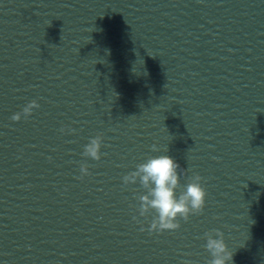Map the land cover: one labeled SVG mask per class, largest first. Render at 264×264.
Segmentation results:
<instances>
[{"label": "water", "instance_id": "water-1", "mask_svg": "<svg viewBox=\"0 0 264 264\" xmlns=\"http://www.w3.org/2000/svg\"><path fill=\"white\" fill-rule=\"evenodd\" d=\"M159 155L206 197L150 234L122 178ZM213 230L227 264H264L262 123L124 0H0V264H209Z\"/></svg>", "mask_w": 264, "mask_h": 264}, {"label": "clouds", "instance_id": "clouds-1", "mask_svg": "<svg viewBox=\"0 0 264 264\" xmlns=\"http://www.w3.org/2000/svg\"><path fill=\"white\" fill-rule=\"evenodd\" d=\"M38 107L37 102L33 100L23 107L22 112L13 114L11 120L19 121L22 115L27 118L32 110ZM64 131L62 127L60 132ZM101 143L100 135L90 138L84 146L83 156L99 160ZM152 150H157L155 145ZM178 169L180 166L173 158L168 155H159L138 164L134 171L122 178L124 185L135 184L139 181L141 187L147 189L146 194L139 196L138 212L140 216L154 213L147 229L150 234L164 230H176L180 227L177 218L187 221L190 215L200 214L204 208L206 191L201 183L202 177L199 174L189 177L184 190L177 195L176 189L179 186L180 177L185 174L184 169H180L179 173ZM88 174V166L82 163L78 179ZM133 219L135 220V217ZM141 231L144 229L141 228ZM204 235L206 250L212 257L209 264H227L232 260V253L227 250L223 234L219 230L206 232ZM214 236L216 238H213Z\"/></svg>", "mask_w": 264, "mask_h": 264}]
</instances>
